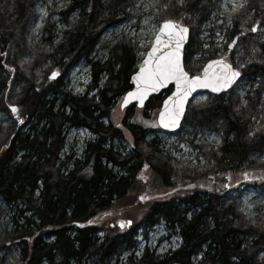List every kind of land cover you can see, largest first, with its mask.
I'll list each match as a JSON object with an SVG mask.
<instances>
[{
	"label": "trees",
	"instance_id": "1",
	"mask_svg": "<svg viewBox=\"0 0 264 264\" xmlns=\"http://www.w3.org/2000/svg\"><path fill=\"white\" fill-rule=\"evenodd\" d=\"M37 1L0 0V111L11 119L4 126L0 117V198L8 206L20 200L36 216L28 217L20 209L31 231L8 237L4 231L9 222L2 228L6 209L0 204V264H8L13 249H19L13 264H112L125 234L110 229L100 238L93 221L104 212L113 213L145 167L155 174L161 191L148 188L150 205L141 209V223L149 228L164 218L178 230L182 242L170 255L146 252L136 263L122 264H264V212L241 210L237 200L242 190L235 193L234 188L251 184L264 192V30L263 40L251 30L257 22L264 25V0H244L241 9L227 14L231 26L223 51L242 78L256 87L245 95V102L237 84L228 93L207 94L188 105L184 124L190 131L222 135L215 148L199 145L206 160L199 168L168 160L154 140L147 139L148 130L155 128L148 124L151 117L146 111L159 109L172 87L152 96L141 111L135 105L124 109L120 123L112 119L116 100L132 87L140 48L121 36L107 46L105 60L89 53L104 32L133 17L135 0H70L59 11L64 28L52 21L55 12L50 10L40 39L33 42L29 32ZM218 2H157L159 21L177 19L190 28L184 65L191 75L203 67L192 59L199 52L196 33ZM206 52V61L215 57L214 50ZM81 55L91 63L93 83L99 85L97 98L72 95L64 87L65 72ZM57 71L60 75L51 79ZM73 126L90 129L96 138L86 143L83 157L68 169L58 160L64 131ZM122 127L137 145L128 155L106 145L123 137ZM184 184L190 187L181 188ZM135 230L130 228L131 235L123 238H132ZM197 256L200 260L192 262Z\"/></svg>",
	"mask_w": 264,
	"mask_h": 264
},
{
	"label": "rangeland",
	"instance_id": "2",
	"mask_svg": "<svg viewBox=\"0 0 264 264\" xmlns=\"http://www.w3.org/2000/svg\"><path fill=\"white\" fill-rule=\"evenodd\" d=\"M69 2L70 0H38L36 2V16L30 25L29 32L33 42L40 39L41 28L50 10L55 12L52 16V21L55 22L58 27L64 28L59 11ZM157 2L158 0H135V13L133 17L127 21L116 24L104 32L98 41L96 49L93 48L89 55L94 56L96 59L105 60L108 52L107 46L115 44L121 36H125L126 39L137 42L140 48L139 55L142 58L153 43L155 34L161 24V21L157 19L159 11L156 8ZM244 4H246L244 0H219L217 7L210 14L209 20H207L196 33V42L199 45V52L192 56V59L197 63L196 65L206 62L205 58L208 57L206 50L209 49L215 51V57H225L229 60V53L223 52L224 44L228 37L227 29L231 26L227 14L241 9ZM234 5L236 6L235 10H233ZM259 24L260 23L257 22L253 25L257 28L254 33L256 37H259V40L260 38L263 40L262 32L264 30V25L260 26ZM55 73L58 74L56 76L60 75L59 71ZM56 76L55 78L52 75L50 77L56 79ZM92 77L91 63L86 59L85 55H81L65 72L63 77L64 87L70 91L72 95L87 96L90 99L97 98L99 85H94ZM238 84L237 91L242 97V101L245 102V95L253 90L257 84L247 78L240 79ZM206 96V93H201L197 95L193 101L198 102L204 100ZM121 101L122 98L117 99L113 108L112 119L115 123L121 122L124 112L121 109ZM139 111H141V109H139ZM146 112H148L151 117L148 124L150 127L155 128V130H148L147 139L149 141L154 140V143L157 145V150L162 155L166 156L168 160L173 158L181 160L184 163L183 165L188 168H199L205 165L206 160L200 151V144H208L215 148L222 140V135L218 132L209 130L197 132L190 131V128L184 123L176 132H163L159 129L156 122L158 109H151ZM0 117L3 118L4 126H8L11 122V119L5 117L1 111ZM16 120L22 119L17 117ZM103 121L108 123L109 118L105 117ZM24 129L27 130L28 125H26ZM122 130L124 132L122 138L111 139L106 145L107 147L111 146L115 152L121 155H128L134 151L137 145L136 143L134 144L129 131L125 127H122ZM95 138L96 135L86 127L73 126L66 128L64 131V146L60 152L58 164L65 162L68 169L72 168L74 160L83 157L86 143ZM261 158V160L264 161V153L261 155ZM108 166L111 167L112 164H108ZM113 169L115 172L119 171L118 167ZM137 177V184L132 187V191L123 201L116 202L113 213L109 214L108 212H104L100 218L93 221L95 225L99 227L98 236L100 238L104 237L107 230L110 229L115 232H119L120 230L121 233L123 232L125 234L119 238L125 239V241L121 246V253L114 257L112 264L136 263L146 252L155 257H163L166 254L170 255L173 250H177L182 242L178 230L170 227L164 218L157 220L155 224L149 228H145L143 223H141L142 220H140V218L142 214L140 211L143 207L150 205V203L147 202V199L150 198L148 188L158 187L155 188L158 194L161 189H159L160 185L155 174L151 170H148L147 167L140 170ZM182 187H190V185L184 184L181 188ZM234 188L235 193L238 190H242L237 200L241 210L250 214H255L257 209L264 212V192L261 191L260 187L251 184H238L234 186ZM0 204L6 209L2 228L6 222H9L4 231L6 236L16 238L21 232L31 231L28 230L29 225L26 224L24 217L19 213L20 209H25V205L20 200L8 206L4 200L0 198ZM24 214L36 219L33 210L25 209ZM129 220L132 221L129 227L126 225L123 227L119 226V222L123 221L125 224ZM132 227L136 229L133 233L134 236L132 238L129 236L130 239L123 238V236L126 237L127 235H131L129 229ZM18 256L19 249H13L8 264H13V258H17ZM262 257H264V252H262ZM199 260L200 257L197 256L192 259V262L196 263Z\"/></svg>",
	"mask_w": 264,
	"mask_h": 264
},
{
	"label": "snow or ice",
	"instance_id": "3",
	"mask_svg": "<svg viewBox=\"0 0 264 264\" xmlns=\"http://www.w3.org/2000/svg\"><path fill=\"white\" fill-rule=\"evenodd\" d=\"M164 7L166 8L167 5ZM235 7L234 5L233 10ZM251 30L256 31L257 28L253 26ZM187 33L186 26L171 19L163 20L139 72L133 76L137 87L124 98V104H127L129 99H137L142 104L149 91H157L168 81H174L176 91L164 101V108L159 114L160 123L166 128L177 126L184 113L185 101L195 88H211L214 92H218L227 89L240 75L231 65L220 59L209 61L203 69V76L190 77L184 70L180 57V50ZM56 75L57 73H52L53 77ZM12 111L15 113L17 109L12 107ZM123 224L124 222L121 221V226Z\"/></svg>",
	"mask_w": 264,
	"mask_h": 264
},
{
	"label": "water",
	"instance_id": "4",
	"mask_svg": "<svg viewBox=\"0 0 264 264\" xmlns=\"http://www.w3.org/2000/svg\"><path fill=\"white\" fill-rule=\"evenodd\" d=\"M171 20L176 21V22H178L179 24H181V25H183V26H186V27L188 28V33L186 34V38H185V40L183 41V44H182V47H181V50H180L181 63H182V65H183V67H184V70H185L186 72H188V71L185 69V66H184V51H185V47L187 46V44H188V42H189L190 29H189V27H188L187 25H184V24L181 23L180 21H177V20H174V19H171ZM161 23H162V22H161ZM154 40H155V37H154ZM154 40H153V42H154ZM152 44H153V43H152ZM151 46H152V45H151ZM151 46H150V48L147 50L146 54L141 58V60H140V62H139V64H138L137 69L132 73V75H131V77H130V83L132 84V87H131V88H130V89L124 94L123 99H122V101H121V109H125L126 107H129L130 105H133V104H135V105H136L137 107H139V108H142V107H144V105L146 104V102H147L152 96L158 95V94L162 93L164 90L168 89L170 86H172V90H171V92H170L167 96H165V98L162 100V102H161V107H160V110H159L158 115H157V123H158V125H159V127H160V129H161L162 131H166V132H175V131H177V130L181 127V125H182V123H183V121H184V119H185L186 113H187V107H188L189 102H190L191 100H193L198 94L203 93V92H208V93H210V94H212V95H220V94H222V93H227V92H229V91H230V90L236 85V83H237V82L240 80V78H241V72H240V70L237 69V68H234L233 65H232L229 61H227L226 59H224V58H222V57H218V58H214V59L209 60V61H213V60H220V59H222V60H224L227 64L231 65V67H232L234 70L238 71V72L240 73V75L237 76V77L234 79L233 83H232L227 89H221V90L218 91V92H214L211 88H204V87H198V88H195V89L191 92V94L188 96L187 100L185 101V105H184V113L181 115V117H180V119H179V122H178L177 126H176V127H167V128H166V127H164V126L160 123V120H159V114H160L161 110H163V108H164V101L167 100L168 97L171 96L172 93L176 91V85H175V82H174V81H168L167 84H165L163 87L159 88V90H157V91H149V92L147 93V95H146V97H145V99H144V101H143L142 104H141L140 101L137 100V99H129V102H128L127 104H124V98L126 97L127 93H129V92H131V91H134V90L136 89V87H137V83H136L135 80H133V76H135L136 73L139 72V70H140V66H141L142 63H143L144 58L147 56L148 51L151 49ZM209 61H208L205 65H207V64L209 63ZM205 65H204V67H205ZM204 67L202 68V71H201L200 74H198V75H191V74L188 72L189 76H190V77H192V76H203V69H204ZM52 78H53V77H52ZM54 78H55V77H54ZM122 105H123V106H122ZM129 221H130L131 223H128ZM129 221H127V223H126L127 226H130V225L132 224V221H131V220H129ZM73 224L76 225V226H84V225H86L87 223L74 222ZM124 225H125V224H123V226H124ZM119 226H120V227H123V226H121V222H119Z\"/></svg>",
	"mask_w": 264,
	"mask_h": 264
},
{
	"label": "bare ground",
	"instance_id": "5",
	"mask_svg": "<svg viewBox=\"0 0 264 264\" xmlns=\"http://www.w3.org/2000/svg\"><path fill=\"white\" fill-rule=\"evenodd\" d=\"M36 1V0H35Z\"/></svg>",
	"mask_w": 264,
	"mask_h": 264
}]
</instances>
